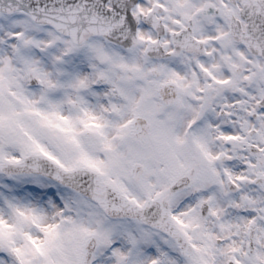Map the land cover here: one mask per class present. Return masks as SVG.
<instances>
[{
    "label": "snow or ice",
    "instance_id": "snow-or-ice-1",
    "mask_svg": "<svg viewBox=\"0 0 264 264\" xmlns=\"http://www.w3.org/2000/svg\"><path fill=\"white\" fill-rule=\"evenodd\" d=\"M0 264H264V0H0Z\"/></svg>",
    "mask_w": 264,
    "mask_h": 264
}]
</instances>
